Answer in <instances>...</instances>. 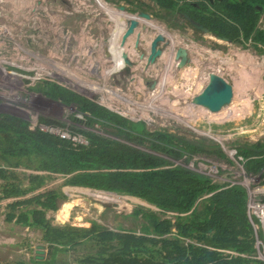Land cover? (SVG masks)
<instances>
[{"label": "rangeland", "instance_id": "374dc122", "mask_svg": "<svg viewBox=\"0 0 264 264\" xmlns=\"http://www.w3.org/2000/svg\"><path fill=\"white\" fill-rule=\"evenodd\" d=\"M153 5V0H0V115L75 146H88L98 136L158 156L172 167L205 177L215 192L240 187L247 195L249 215L253 192L264 187V168L247 172L237 147L264 143V49H256L249 39L224 41L194 28L181 2L170 13L157 10L162 17L154 13ZM260 11L257 26L263 28L264 10ZM125 16L139 18L137 32L150 31L143 38H150L148 45L143 43L148 50L144 61L127 72L117 66L123 56L120 35ZM155 38L157 55L150 61L149 46ZM180 47L189 58L183 67L175 58ZM213 74L233 85L231 102L216 114L220 117L195 104ZM64 89L124 119L144 122L149 133L171 134L201 149L192 153L173 140L167 148L179 158L154 151L157 140L134 137L126 124L83 111L77 100L61 97L68 96ZM0 166L8 164L0 158ZM12 170L24 186L30 174H46ZM52 176L24 198L63 192L66 200L59 201L56 210L45 211L53 226L95 224L141 234L148 224L136 213L138 209H149L172 223L176 220L173 212L161 213L124 193L67 186L68 176ZM12 201L0 202V262L38 264L47 259L45 264H77L79 257L92 252L90 243L50 248L41 240L39 229L6 221V205ZM255 250L254 258L263 261L257 241Z\"/></svg>", "mask_w": 264, "mask_h": 264}, {"label": "trees", "instance_id": "16d2710c", "mask_svg": "<svg viewBox=\"0 0 264 264\" xmlns=\"http://www.w3.org/2000/svg\"><path fill=\"white\" fill-rule=\"evenodd\" d=\"M153 1L154 13L159 17L162 15L157 10L170 13L181 2V9L209 32L230 41L249 39L253 47L264 49V27L257 26L264 0ZM65 91L68 96L61 97L77 100L83 111L126 124L134 137L157 140L158 144H153L154 151L179 158L176 152L168 151L173 140L192 153L201 149L171 134L149 133L144 129V122L124 119L94 100ZM89 142L85 147L75 146L58 136L30 131L26 123L0 115V158L8 164L0 166V202L13 199L6 205L5 220L39 229L41 240L50 248L64 246L66 249L90 243L92 252L79 257L77 264H264L254 258L256 233L242 188L215 192L205 177L172 167L158 156L98 136H93ZM237 152L245 161L247 172L252 174L264 168V143L238 146ZM215 153L221 154L219 148H215ZM13 168L46 174H30L29 184L24 186ZM54 174L68 176L64 181L67 186L124 193L161 213L173 212L176 220L172 223L149 209H138L136 213L148 224L141 234L108 230L95 224L53 226L45 217V211L56 210L58 202L65 201L66 195L53 190L24 197L41 188L47 179H53ZM36 262L45 264L47 259Z\"/></svg>", "mask_w": 264, "mask_h": 264}, {"label": "water", "instance_id": "95a60500", "mask_svg": "<svg viewBox=\"0 0 264 264\" xmlns=\"http://www.w3.org/2000/svg\"><path fill=\"white\" fill-rule=\"evenodd\" d=\"M211 1V0H210ZM121 9V8H120ZM144 18L148 19V15L142 14ZM184 16L190 21L191 25L201 31L209 32V29L204 27L202 24L193 21V19L184 13ZM138 20L136 18H130L128 21H125V28L120 35V47H123L125 43H127L128 40H130L131 36L135 33V29L137 26ZM216 38H219L224 41H230L226 37H220L218 35H215ZM135 41L138 40V34L134 37ZM157 38H155L150 43V52L151 55L148 56V60H152L157 53L155 52V44H156ZM175 58L179 60V67H183L187 62H189V58H187V52L185 48L180 47L175 52ZM123 60V59H122ZM124 64L127 63V61H122ZM233 97V85L228 83L221 77L220 75L213 74L207 85L203 88V90L200 92L199 95L195 97V104L198 106H201L202 108L208 110L212 114L219 113L225 105H228L231 102V99ZM37 252H41L42 250L37 249ZM37 258H42L38 256ZM3 258H0V261H2ZM0 264H11L9 262H0Z\"/></svg>", "mask_w": 264, "mask_h": 264}, {"label": "flooded vegetation", "instance_id": "af4514ba", "mask_svg": "<svg viewBox=\"0 0 264 264\" xmlns=\"http://www.w3.org/2000/svg\"><path fill=\"white\" fill-rule=\"evenodd\" d=\"M122 9V8H121ZM125 21H128L130 19V17L128 18V16H125ZM139 20V18H138ZM126 26V25H125ZM124 26V28H125ZM124 30V29H123ZM135 33H138L136 31H134ZM149 30L146 31V30H143L141 33L138 34V40L135 41V36L136 34L134 33L130 40L127 41V43L124 44L122 50L120 48V51L123 56L121 58V61H127L128 65L125 66L120 60V58L117 60V66H119L122 70H124V72H127L129 70H131L132 67H135L137 63L141 64L143 61H144V56H145V53L148 51L146 50V47L143 46V43L146 41L147 45L148 43L150 42V38L148 39H143L144 37H147L148 34H149ZM122 34V33H121ZM132 38H133V42H132ZM145 43V44H146ZM146 45V46H147ZM124 49V50H123ZM146 51V52H145ZM120 53V54H121ZM168 56H166L167 58ZM118 58V57H117ZM172 58V57H170ZM123 59V60H122ZM147 63L144 64V66L146 65ZM127 67V68H125ZM155 75V74H154ZM153 82H151L152 84Z\"/></svg>", "mask_w": 264, "mask_h": 264}, {"label": "built area", "instance_id": "2783aa9c", "mask_svg": "<svg viewBox=\"0 0 264 264\" xmlns=\"http://www.w3.org/2000/svg\"><path fill=\"white\" fill-rule=\"evenodd\" d=\"M62 138L66 136L62 135ZM249 217L256 233L258 247L262 249V258L264 261V187L258 188L252 194V199L248 204Z\"/></svg>", "mask_w": 264, "mask_h": 264}, {"label": "crops", "instance_id": "0c3cea01", "mask_svg": "<svg viewBox=\"0 0 264 264\" xmlns=\"http://www.w3.org/2000/svg\"><path fill=\"white\" fill-rule=\"evenodd\" d=\"M135 31H136V30H135ZM136 32H137V31H136ZM139 33H140V32H138V33H135V34L137 35V34H139ZM148 64H149V63H148V61H147V64H146L145 66H148Z\"/></svg>", "mask_w": 264, "mask_h": 264}, {"label": "bare ground", "instance_id": "6f19581e", "mask_svg": "<svg viewBox=\"0 0 264 264\" xmlns=\"http://www.w3.org/2000/svg\"><path fill=\"white\" fill-rule=\"evenodd\" d=\"M215 38V37H214ZM220 113V112H219ZM218 114V113H217ZM214 115H216V114H214ZM223 115V114H222ZM216 116H218V117H220L221 115L219 114V115H216ZM224 119V118H223Z\"/></svg>", "mask_w": 264, "mask_h": 264}]
</instances>
